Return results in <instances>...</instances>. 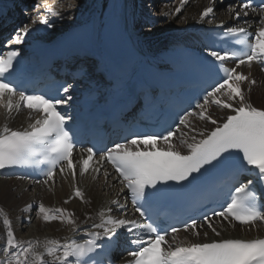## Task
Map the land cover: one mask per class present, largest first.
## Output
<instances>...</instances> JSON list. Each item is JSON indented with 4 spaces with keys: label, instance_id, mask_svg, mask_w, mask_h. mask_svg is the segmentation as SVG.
Returning a JSON list of instances; mask_svg holds the SVG:
<instances>
[{
    "label": "snow or ice",
    "instance_id": "6c2138e0",
    "mask_svg": "<svg viewBox=\"0 0 264 264\" xmlns=\"http://www.w3.org/2000/svg\"><path fill=\"white\" fill-rule=\"evenodd\" d=\"M189 3L179 0L174 10L161 15L178 19ZM216 5L217 0H208L196 23L213 24ZM78 6L77 2L69 8ZM34 9L35 18L15 28L4 44L8 50L0 54V109L5 120L24 110L30 120L26 127L0 126V173L32 168L39 177L35 183L44 185L54 184L57 174L65 180L71 176L73 191L65 204L73 198L90 203L77 186V175L97 181L102 174L105 185L122 187L116 198L95 215L86 212L79 223L68 209L40 203L36 211L44 222L70 226L72 236L63 240H18L4 216L0 264H104L102 257L111 264L110 253L119 246L121 233L134 246L127 264H264V238L209 240L208 231L221 237L225 227L252 229L257 222L264 223V108L246 97L244 85L250 93L257 82L250 71H241L242 66L251 69L256 64L264 72V0L226 4L224 10L235 23L215 24L219 41L211 30L205 33L202 63L211 82L197 93L194 105L189 102L187 109L176 112L172 123L161 131L131 133L122 142L99 148L84 147L78 139L75 121L67 111L73 100L72 85L50 97L29 94L15 80L21 50L11 46L23 45L32 32L53 29L56 19L74 18L71 12L65 17L47 0H39ZM181 22L186 23V18ZM253 24L257 25L255 32L250 31ZM213 107L228 114L215 118ZM194 120L212 127L197 128ZM75 152H79L78 160ZM209 176H218L219 182L209 183ZM175 198L187 202V218L180 226L161 228L153 206L159 200ZM129 201L138 216H129ZM34 207L28 204L24 211ZM181 230L195 240L178 242ZM201 234L205 242H200Z\"/></svg>",
    "mask_w": 264,
    "mask_h": 264
},
{
    "label": "bare ground",
    "instance_id": "6f19581e",
    "mask_svg": "<svg viewBox=\"0 0 264 264\" xmlns=\"http://www.w3.org/2000/svg\"><path fill=\"white\" fill-rule=\"evenodd\" d=\"M20 1L23 4L28 0H16L17 7L20 5ZM149 1L150 0H126L127 22L130 36L135 45L145 53L148 59L156 63L162 60L160 53L166 43L174 40H181L197 44V38L194 34L199 27H215V24H218L220 21H223L225 25H232L235 23V21L230 19L229 13L224 10L226 4L235 3V0H226L222 2L221 0H217L213 24L196 23L199 18V12L203 7L207 6L208 0H190V3L183 9L178 19L171 16L165 18L161 13L174 10V8L179 5V0H174L172 5H168L164 0H159L161 3L158 5L160 10L158 14H153L148 11ZM58 2V0H47L49 5L64 13L65 17H67V10H61L60 7L64 6L70 9L69 5L78 2V7L69 10L74 18L72 20L65 18L63 21L56 19L53 29H43L40 32H32L27 37L25 43L17 47L20 48L21 51L27 52L38 45L42 46L48 44L61 35L72 31L74 32L92 23L93 39L82 47L81 52L86 53V57L84 60L79 61V63H89L94 74L85 73L84 78L79 81V83L84 90L88 89L91 83L101 85L103 81L101 78L97 77V74L106 70L103 63L109 58L108 52L110 51L113 40L115 41L114 30L107 31L105 28H102L108 0H76L73 3L63 0V2ZM37 3H39V0ZM38 11L42 13L43 9L40 8ZM220 14L222 17H217ZM21 16L27 19V22L35 18L34 14H30L29 12H23ZM185 18L187 22L182 23L181 21ZM36 27L40 26L37 25ZM252 27L256 28L257 25L253 24ZM241 71L245 74H248L250 71L251 78L255 79L257 82V84L252 86L250 93L247 91L248 86L244 85L246 97H249L254 106L258 105L264 108V72H261L256 64H253L251 69L242 66ZM211 111L215 118L225 117L228 114L227 110H220L215 107H213ZM29 122L27 110L15 115L14 119L6 121L4 112L0 109V126L4 123H8V125L13 128L21 126L26 127ZM194 124L197 128H210L212 126L210 124L205 125L198 120H195ZM75 159L78 160L79 155H77ZM111 182L115 183L114 181ZM77 186L84 191L85 199L90 201V203H83L78 198H73L67 204L64 203V201L72 195L73 188L71 176L65 180L57 174L54 184L50 182L49 185H44L42 183L31 184L20 178H5L0 175V210L3 212V215H0V245L5 242L6 233L3 223L1 222V217L4 218V216H7L11 221V226L18 240L39 239L42 241L46 238L63 240L66 237L72 236L70 226L62 224L59 221L44 222L36 211L40 203H43L48 208L54 209L60 207L68 209L74 214L75 218H78L77 222L79 223L80 220L84 219V214L86 212L95 215L100 208L107 205L109 200L116 198L117 192L121 191V187L118 183L114 188L105 185L102 174L97 181H92L90 177L81 178L77 175ZM119 199L123 202L122 195ZM28 204H33L35 206L31 212L24 211ZM128 214L129 216L133 215L132 213ZM113 215H117V213L114 212ZM90 223L91 221H89V224ZM257 225V229H249L247 226L243 229L238 226L234 229L225 227L222 231L221 238L253 239L261 237L264 235V223L257 222ZM81 227L83 228L84 226L82 225ZM179 235L185 234L181 233L178 234V236ZM189 237L190 233L183 236L180 241H193L192 238ZM76 238L79 239L78 236ZM212 238L217 239L220 237H215L209 230V240ZM118 239L125 244L128 239L127 234L121 233ZM200 239L204 240L203 235H201Z\"/></svg>",
    "mask_w": 264,
    "mask_h": 264
},
{
    "label": "rangeland",
    "instance_id": "374dc122",
    "mask_svg": "<svg viewBox=\"0 0 264 264\" xmlns=\"http://www.w3.org/2000/svg\"><path fill=\"white\" fill-rule=\"evenodd\" d=\"M59 2H63V0H58ZM64 1H69V3L71 2V3H73L74 1H76V0H64ZM166 1V3H168V5H172L173 4V1L174 0H164V2ZM58 2V3H59ZM160 3L161 2H159V0H150L149 1V5H148V11H150V12H152L153 14H158V13H160V10H159V6L158 5H160ZM74 4V3H73ZM60 9L61 10H67V14L70 12L69 10H71V9H67V7H60ZM30 14H34V16H36V13L34 12H30V11H28ZM217 17H222V15L220 14V15H218ZM148 26H149V24H148ZM257 84V83H256ZM258 106V105H257ZM195 121V120H194ZM194 121H193V123H194ZM3 217H1V222L3 223Z\"/></svg>",
    "mask_w": 264,
    "mask_h": 264
}]
</instances>
